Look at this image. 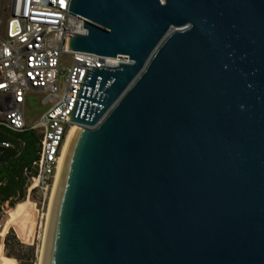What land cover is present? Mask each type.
I'll use <instances>...</instances> for the list:
<instances>
[{
  "label": "water",
  "instance_id": "obj_1",
  "mask_svg": "<svg viewBox=\"0 0 264 264\" xmlns=\"http://www.w3.org/2000/svg\"><path fill=\"white\" fill-rule=\"evenodd\" d=\"M67 13V50L130 62L85 68L40 264H264V0Z\"/></svg>",
  "mask_w": 264,
  "mask_h": 264
},
{
  "label": "built area",
  "instance_id": "obj_2",
  "mask_svg": "<svg viewBox=\"0 0 264 264\" xmlns=\"http://www.w3.org/2000/svg\"><path fill=\"white\" fill-rule=\"evenodd\" d=\"M70 0H0V125L13 131L32 129L39 135L37 158L25 169L26 193L42 198L52 189L55 166L74 125V110L86 66L129 63V59L67 50V37L84 34L81 19L67 13ZM71 55L64 71L61 56ZM61 82L63 86L61 87ZM29 90L44 93L48 105L38 120L27 124L23 106ZM3 147L9 142L1 141Z\"/></svg>",
  "mask_w": 264,
  "mask_h": 264
},
{
  "label": "rangeland",
  "instance_id": "obj_3",
  "mask_svg": "<svg viewBox=\"0 0 264 264\" xmlns=\"http://www.w3.org/2000/svg\"><path fill=\"white\" fill-rule=\"evenodd\" d=\"M7 17V13L2 16L0 31ZM70 59V54L64 53L61 56L64 71L68 68ZM44 95L38 90L28 91L23 106L27 124L36 122L48 107L43 103ZM7 142L11 144L10 141ZM50 196V190L45 199L39 191L32 192L29 196L25 191L24 197L15 200L12 206H3L0 211V264H40Z\"/></svg>",
  "mask_w": 264,
  "mask_h": 264
},
{
  "label": "trees",
  "instance_id": "obj_4",
  "mask_svg": "<svg viewBox=\"0 0 264 264\" xmlns=\"http://www.w3.org/2000/svg\"><path fill=\"white\" fill-rule=\"evenodd\" d=\"M1 141H10L11 144L7 147L0 145V211L4 201L12 197V206L15 200L24 197L25 169H30L37 158L39 135L32 129L13 131L0 125ZM32 192L38 191L33 189Z\"/></svg>",
  "mask_w": 264,
  "mask_h": 264
},
{
  "label": "bare ground",
  "instance_id": "obj_5",
  "mask_svg": "<svg viewBox=\"0 0 264 264\" xmlns=\"http://www.w3.org/2000/svg\"><path fill=\"white\" fill-rule=\"evenodd\" d=\"M73 126H76V125H73ZM52 187H53V186H52ZM51 193H52V189H51ZM50 198H51V196H50ZM50 198H49V199H50ZM49 204H50V203H49Z\"/></svg>",
  "mask_w": 264,
  "mask_h": 264
}]
</instances>
